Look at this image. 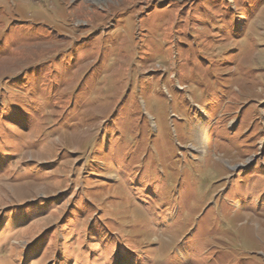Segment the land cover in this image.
Here are the masks:
<instances>
[{"label": "rangeland", "instance_id": "374dc122", "mask_svg": "<svg viewBox=\"0 0 264 264\" xmlns=\"http://www.w3.org/2000/svg\"><path fill=\"white\" fill-rule=\"evenodd\" d=\"M0 264H264V0H0Z\"/></svg>", "mask_w": 264, "mask_h": 264}, {"label": "bare ground", "instance_id": "6f19581e", "mask_svg": "<svg viewBox=\"0 0 264 264\" xmlns=\"http://www.w3.org/2000/svg\"><path fill=\"white\" fill-rule=\"evenodd\" d=\"M202 132H200V134H201Z\"/></svg>", "mask_w": 264, "mask_h": 264}]
</instances>
